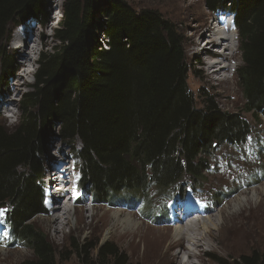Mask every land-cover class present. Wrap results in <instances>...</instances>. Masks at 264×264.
<instances>
[{"label":"trees","instance_id":"16d2710c","mask_svg":"<svg viewBox=\"0 0 264 264\" xmlns=\"http://www.w3.org/2000/svg\"><path fill=\"white\" fill-rule=\"evenodd\" d=\"M204 3L213 13H232L239 30L244 107L236 112L204 88L195 95L185 37L158 10L138 11L126 0H62L54 35L59 43L40 53L34 82L18 106L19 122L12 128L0 122V212L10 245L32 251L14 264H63L73 255L82 264H134L112 241L74 240L63 251L36 227L33 219L46 214L41 178L51 133L77 158L81 187L95 204L144 199L148 211L153 186L182 192L184 179L201 184L221 145L248 142L253 128L245 114L264 117V0ZM31 19L43 26L51 21L46 0H0V97L17 71L7 43L15 27ZM212 197L219 203L225 195ZM231 264H264V252Z\"/></svg>","mask_w":264,"mask_h":264},{"label":"rangeland","instance_id":"374dc122","mask_svg":"<svg viewBox=\"0 0 264 264\" xmlns=\"http://www.w3.org/2000/svg\"><path fill=\"white\" fill-rule=\"evenodd\" d=\"M126 1L138 11L142 9L158 10L165 18L176 24L185 37V51L191 69L189 85L196 96L199 97L200 90L204 88L218 96L219 102L225 110L236 112L244 107V97L238 78V70L243 65L241 50L239 49L238 28L233 34L235 51L233 58L227 60L223 59L222 55L217 58L211 55H200L197 51H203L206 45L204 40L207 39V36L200 37L198 45H195V39L199 38L200 32H205L206 24H210L214 28L217 21L213 12L206 7L204 0ZM60 2L61 4H59ZM61 6L62 0H46V8L51 13V21L45 26L37 25L34 22L26 27L23 26L21 38L30 36L32 31L36 35V39L39 37L37 41L40 43L39 50L36 54L32 52V47L35 45L32 40H30L26 50V58L20 54V48L17 47L15 40L16 36L12 34L7 43L8 54L16 62V65L17 63L20 64V66L15 65L17 71L14 80L9 83L10 91L0 97L3 109L0 122L10 128L19 122L20 115H22L21 109H18L21 97L29 91V85L34 82V68L30 70L33 66L32 60H38L41 52L52 51V48L59 43L54 35L59 26L58 18L61 15ZM199 25L202 27H198ZM103 48L105 47L103 46ZM212 49L213 55L218 56L217 51L222 50L223 47H212ZM212 59L219 62L218 64L232 68L228 69L229 71L225 74L213 75L211 74L213 68H210L207 63ZM21 62L24 66H21ZM24 69H26V73L23 72ZM20 75L23 76V83L20 89H17L16 83L19 82ZM12 98L15 99L12 100ZM6 105L8 106L7 109ZM245 117L249 119L253 128V135L249 136L250 141L244 146L237 147L228 143L221 145L210 157L211 168L204 173L205 176L202 178L201 184L192 187L189 180L184 179L188 186L184 187L182 192H179L177 187L168 192H161L157 186L152 187L150 192L155 200L152 204L153 210L160 214L163 210L170 211L171 217L166 214L167 220L158 217L157 220L159 221L154 222L148 217H144L150 212L148 211V203L144 199L138 200V209H133L132 204L128 207L93 204L95 202L94 200L93 203L91 202L90 193L80 188L76 190L73 200L78 199L79 195L80 198L75 200L72 208L76 228H71L69 224L65 223L62 231L57 230V225L52 221V218L53 216H62L63 210L53 211L48 203L54 192H58L56 191L58 186H54L58 183L56 179L60 173L59 170L54 171L56 166L60 165L63 169L65 165L70 167V163H74V161H71L69 148L66 143L60 140L58 133H51L46 146L45 170L41 178L46 214L37 216L33 222L37 228L47 234L49 241L59 250L70 251V245L74 240L82 244H102L106 241H112L134 264H181L189 260L186 251H182L180 248L175 250V253H181L176 261L172 257L164 256L163 253H165L168 247L167 243L174 234L173 230L176 224L172 225V223L174 224L176 221L175 214L177 213L175 212L181 206L195 205L198 210H203L209 214L207 216L211 219H216L220 214L222 215L218 223L220 226H224L227 244H222L221 249H207L204 252L196 249L198 256L191 258L193 262L197 264H231L234 259L243 254H249L255 250L264 252V117L261 120L254 119L251 114H245ZM62 150L64 153H61ZM74 166L75 178L80 179L81 174L75 164ZM52 171H54L55 178L52 183L53 187L48 182L47 176ZM65 186L67 187V184ZM255 189L259 193L256 196L253 195ZM218 191L222 192L225 198H222L224 200L219 201V204H215L212 195ZM227 192H236V194L227 195ZM240 194H244L247 201L234 208L232 201ZM67 196L58 204L61 205L62 202V206L65 207L64 202H68ZM116 211L121 215V219H126L124 222L118 220L115 215ZM128 215H130V219H128ZM149 217L152 218L153 215ZM208 217L206 220L209 219ZM203 223L202 221L201 224ZM2 231L5 238L7 233L3 228H1ZM96 252L95 257L97 256ZM31 255L32 251L22 243L16 242L15 245L11 246L5 242H0V264H14ZM63 264L82 263L76 255H73L72 259ZM92 264L99 263L93 261Z\"/></svg>","mask_w":264,"mask_h":264},{"label":"bare ground","instance_id":"6f19581e","mask_svg":"<svg viewBox=\"0 0 264 264\" xmlns=\"http://www.w3.org/2000/svg\"><path fill=\"white\" fill-rule=\"evenodd\" d=\"M61 13V12H60ZM62 15V13H61ZM61 15L59 17V19L61 18ZM222 21V18L217 19L216 22ZM206 30H204L205 32L203 33H199V38L195 39V45H198L199 43V39L200 37H206L207 39L204 40L205 42V48L203 49L202 52L197 51L198 54L200 55H211L215 58H217L218 56H214L213 53L211 52L213 49L212 47H218L222 48L221 53L223 56V59H229V58H233V55L235 54L234 51V39L233 38H229L228 35H222L220 36V30L217 28L218 26L215 24V27L213 28L212 25L210 24H206ZM198 27H202V25H199ZM198 31V30H197ZM208 32V33H206ZM233 37V36H232ZM39 39V37H38ZM38 39H36V35H34V32L32 31L31 35H27L26 38H21L16 36L15 40L17 43V47L20 48V54L23 56V58H26L27 56V49L30 43V40H32L34 42V46L32 47V52L34 54H36L39 50V42ZM219 53V51H217ZM221 57V55H220ZM202 59V57H201ZM219 59V58H218ZM203 62L204 59H203ZM208 65L210 66V68L212 69L211 74L213 75H219L222 73H226L227 71H229L228 69H231L232 67L229 66L227 67L226 65H221L218 64L219 62H217L216 60H210L207 61ZM227 63V62H226ZM219 65V66H218ZM17 66H20V64L17 63ZM21 66H24V64L21 62ZM216 66H218L217 68H215ZM32 70V69H30ZM26 73V69H24V71ZM20 80L18 83H16L17 85V89H20V87L22 86L23 83V76L20 75ZM226 76V75H225ZM225 80V78H224ZM15 98H12V100H14ZM64 168L61 169V166L58 165L56 166L55 170H60V172L62 173H66V174H70V169L68 168L67 165L63 166ZM54 171H52L51 173L47 174L48 176V182H50L51 186L53 187V180H55L54 178ZM58 181L57 184H55L54 186H59L60 182H59V178L57 177L56 179ZM57 189H60L59 187H57ZM262 190V189H261ZM264 190V189H263ZM66 194V195H65ZM257 194H259L257 192V190H253V195L256 196ZM52 195V194H51ZM69 196L68 193H64V192H54L53 197L50 198V202L48 203L49 206L53 209V211L56 210H63V215L62 216H53L52 221L57 225V230H63L64 229V225L69 224L71 226V228H76V222L74 219V213H73V209L70 205H68L66 202L65 203V207L62 206V202L61 205L58 204L60 203V201H62L64 198H66V196ZM253 196V197H254ZM246 196H244V194H240L237 198H235L232 203L234 208H237L239 206L242 205L243 202L247 201L245 200ZM249 202V201H248ZM89 211V210H88ZM116 217L118 218L119 221H125L126 219H121V215L119 214V212H115ZM195 215V216H193ZM193 219L186 224L185 220L182 221H175L174 225L176 224V226H174V234L172 235L170 241L167 243L168 247L166 248V251L164 254V256H167L168 258L172 257L173 259H175V261L180 257L181 253H175L177 251V249H182V251H186L185 253H187L189 260L186 261V263H181V264H197L195 262H193L191 260L192 257H196L198 256L196 249H199V251H206L207 249L210 250H214V249H221V245L226 243V236L225 231H224V226H220L219 225V221L222 217V215L220 214L216 219H211L210 217H208L206 214L202 215V214H192ZM209 218L208 220L207 217ZM128 219H130V215H128ZM204 222L203 224H201V222ZM201 229V230H200ZM217 231V232H216ZM215 242V243H214ZM227 244V243H226ZM165 250V249H164ZM176 250V251H175Z\"/></svg>","mask_w":264,"mask_h":264},{"label":"built area","instance_id":"2783aa9c","mask_svg":"<svg viewBox=\"0 0 264 264\" xmlns=\"http://www.w3.org/2000/svg\"><path fill=\"white\" fill-rule=\"evenodd\" d=\"M105 40H107V39H106V36L103 34V35H102V39H101L102 46H104L105 48H108V46H107Z\"/></svg>","mask_w":264,"mask_h":264}]
</instances>
